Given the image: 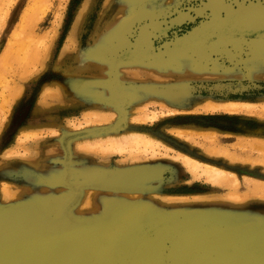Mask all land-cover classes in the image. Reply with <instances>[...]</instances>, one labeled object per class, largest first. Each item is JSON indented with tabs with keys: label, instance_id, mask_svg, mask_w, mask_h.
<instances>
[{
	"label": "rangeland",
	"instance_id": "rangeland-1",
	"mask_svg": "<svg viewBox=\"0 0 264 264\" xmlns=\"http://www.w3.org/2000/svg\"><path fill=\"white\" fill-rule=\"evenodd\" d=\"M250 6L264 0H0V216L43 201L82 229L113 223L110 200L138 209L116 264L149 242L173 264V227L208 243L264 229V26L202 29ZM3 229L0 252L63 238Z\"/></svg>",
	"mask_w": 264,
	"mask_h": 264
},
{
	"label": "bare ground",
	"instance_id": "bare-ground-1",
	"mask_svg": "<svg viewBox=\"0 0 264 264\" xmlns=\"http://www.w3.org/2000/svg\"><path fill=\"white\" fill-rule=\"evenodd\" d=\"M262 26H264V8L250 6L229 11L225 18L216 16L213 22L202 29L207 33L222 31L229 34H254L257 28ZM15 31L13 35L16 36L18 32ZM95 172V170L87 171V174H84L85 178L89 181L95 180ZM142 175V172L129 175L121 173L115 180L129 184L136 179L143 178ZM85 207L89 211L93 209L91 205H86L82 206L81 210ZM109 208L115 216L111 225H99L95 228L87 225L82 229L77 228L78 226L73 225L67 219H62L58 224L55 209L53 214L46 216L47 208L43 201L29 214L0 216V239L5 233L3 225L14 228L21 223L31 224L35 228L32 232L36 235L48 237L60 231L63 237H60L61 240L54 249L39 253L30 251L29 248L27 249L28 246L23 249L12 246L0 252V262L5 264H116L128 241V234L136 223L135 214L138 209L112 200L109 201ZM94 209L96 211L97 207ZM216 234L218 235L210 243L196 242L193 240L195 234L193 235L192 231L173 227L171 229V236L175 239L173 264H264V244H260L264 238V229L250 228L241 233L233 230H220ZM24 235H28L27 231ZM236 237L252 245L249 252L245 253L240 250L229 252L230 244ZM153 253L154 245L150 242L146 243L139 249L131 264H155Z\"/></svg>",
	"mask_w": 264,
	"mask_h": 264
},
{
	"label": "water",
	"instance_id": "water-1",
	"mask_svg": "<svg viewBox=\"0 0 264 264\" xmlns=\"http://www.w3.org/2000/svg\"><path fill=\"white\" fill-rule=\"evenodd\" d=\"M215 35H218V34H215ZM240 36H242V35H240Z\"/></svg>",
	"mask_w": 264,
	"mask_h": 264
}]
</instances>
